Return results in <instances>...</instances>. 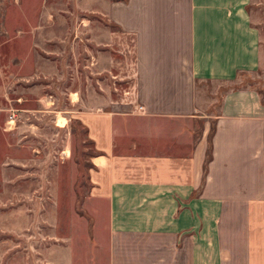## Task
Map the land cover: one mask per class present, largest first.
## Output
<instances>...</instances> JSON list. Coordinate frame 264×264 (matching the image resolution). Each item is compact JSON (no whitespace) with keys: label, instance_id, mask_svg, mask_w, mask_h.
<instances>
[{"label":"crops","instance_id":"0c3cea01","mask_svg":"<svg viewBox=\"0 0 264 264\" xmlns=\"http://www.w3.org/2000/svg\"><path fill=\"white\" fill-rule=\"evenodd\" d=\"M258 1L165 0L164 31L110 14L134 35L128 89L78 111L98 151L105 264H264Z\"/></svg>","mask_w":264,"mask_h":264},{"label":"rangeland","instance_id":"374dc122","mask_svg":"<svg viewBox=\"0 0 264 264\" xmlns=\"http://www.w3.org/2000/svg\"><path fill=\"white\" fill-rule=\"evenodd\" d=\"M163 2L0 0V264L106 263L98 151L78 111L128 89L134 35L110 14L164 31ZM253 7L264 40V0ZM251 79L263 88L264 69Z\"/></svg>","mask_w":264,"mask_h":264}]
</instances>
